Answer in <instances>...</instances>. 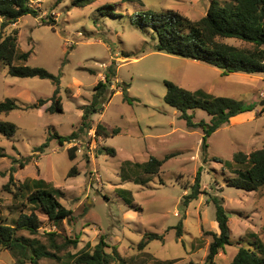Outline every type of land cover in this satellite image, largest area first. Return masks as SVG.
<instances>
[{
  "label": "rangeland",
  "instance_id": "rangeland-1",
  "mask_svg": "<svg viewBox=\"0 0 264 264\" xmlns=\"http://www.w3.org/2000/svg\"><path fill=\"white\" fill-rule=\"evenodd\" d=\"M30 2L39 15L21 16L3 34L17 29V50L30 52L26 60L15 59L14 64L39 66L59 75L62 111H46L51 101L28 108L53 94L55 84L50 79L13 76L0 64V101L12 98L18 105L0 113V120L18 126L10 137L0 133L4 154L0 156V223L15 225L21 213L35 212L41 220L38 231L30 234L19 229L17 235L35 238L53 255L35 263L27 249H3L0 264H72L70 254L92 250L101 237L116 247L127 264L165 260L203 264L210 233L218 231L213 195L223 199L232 240L215 261L228 264L239 247L264 258V185L247 191L227 184L240 169L233 154L264 147V72L223 75L202 61L154 51L153 30L132 20L136 12L168 8L198 19L210 0H95L84 6L73 5L72 0ZM222 40L251 46L237 38ZM109 66L115 75L102 108L91 115L92 127L62 144L52 139L43 151H36L50 132L68 135L78 128L81 106L90 102L94 84ZM165 80L189 90L205 88L241 99L254 108L214 131L203 153L201 128L187 126L178 109L164 101ZM188 112L195 121L210 119L201 108ZM97 123L119 132L102 138L95 134ZM73 146L75 157L70 159L68 150ZM109 147L113 154L106 151ZM151 156H169L153 174L142 167ZM200 167L204 192L185 206L183 195ZM33 178L59 189L58 200L72 210L58 226L28 201L31 188L23 183L30 184ZM179 222L182 235L178 238ZM146 232L162 234L163 239H152L139 248ZM74 239L76 244L68 241Z\"/></svg>",
  "mask_w": 264,
  "mask_h": 264
},
{
  "label": "trees",
  "instance_id": "trees-1",
  "mask_svg": "<svg viewBox=\"0 0 264 264\" xmlns=\"http://www.w3.org/2000/svg\"><path fill=\"white\" fill-rule=\"evenodd\" d=\"M94 1L72 0V4L84 6ZM262 11H264V0H210L206 13L198 19H191L174 9L168 8L139 11L132 14V20L141 28L153 30L152 38L155 42L152 49L154 51L202 61L218 67L223 75L233 72L259 73L264 72V18L260 20ZM110 13L115 14L114 11ZM26 14L39 15L38 9L32 6L30 0H0V17L2 18L0 22V64L6 65L8 73L13 76H37L50 79L55 84L53 94L48 98H39L28 108H40L46 102L51 101L46 111L61 112L59 75L39 66L14 64L15 59L26 60L30 52L17 50V29H13L6 35L3 34V30L7 26L16 23L21 16ZM223 38H237L251 46L249 48L240 47L223 41ZM114 75V69L109 66L104 78L94 84L90 102L81 106L82 115L77 129L68 135H62L56 131L50 132L46 140L35 150L43 151L52 139H56L62 144L64 141L78 138L83 131L90 129L92 127L91 115L102 108L108 86ZM164 84L166 86L164 101L178 109L179 118L185 120L187 126L201 128L203 153L206 152L208 146L207 139L214 131L229 122L232 116L251 111L254 108V104L246 103L241 99L214 95L201 88L189 90L170 80H165ZM126 88L127 84L123 85V89ZM125 98L129 100L126 94ZM16 107L18 105L12 98H5L0 101V113H7ZM193 108L204 109L210 115L209 121L204 119L195 121L193 115L188 112ZM17 127L11 121L0 120V133L7 137L14 135ZM118 132L119 128L107 130L101 123H97L95 127V134L102 138ZM74 151V146L68 150L70 159L75 157ZM106 151L111 154L114 153V149L110 147L106 148ZM2 155L4 154L0 153V156ZM203 155L205 160V154ZM168 157L159 159L151 156L143 164V170L150 174L157 173ZM233 161L240 169L236 171L235 176L227 179L228 185L247 191H256L264 185V147L254 149L249 153L236 151L233 154ZM21 165L23 166L24 163L21 162ZM72 169H70L69 174H72ZM11 180L12 175H10ZM23 185L31 188L30 194L27 196L28 201L39 208L52 224L58 226L72 214V210L58 200L61 195L60 190L45 180L33 178L30 180V184L26 182ZM200 185L201 167L197 169L189 191L183 195L182 203L185 206L204 192ZM210 200L215 206V221L218 231L210 233L212 239L209 242L203 264H218L215 261V256L224 249L225 245L231 244L232 240L223 199L213 195ZM40 225L41 220L35 212L21 213L15 225L0 223V252L3 249H27L35 263L42 256L53 255L35 238H24L17 235L19 229L35 234ZM53 234V232L48 233L50 236ZM181 235L182 223L179 222L176 225V236L179 238ZM152 239H163V235L156 232H146L139 241L138 247L143 248ZM68 241L73 244L77 243L75 239ZM106 248H110V250L108 251ZM69 258L72 264H127L116 247L109 246L102 237L99 238L92 250L75 252L70 254ZM19 264L22 263L19 262ZM163 264L171 263L165 260ZM228 264H264V258L249 248L239 247Z\"/></svg>",
  "mask_w": 264,
  "mask_h": 264
},
{
  "label": "crops",
  "instance_id": "crops-1",
  "mask_svg": "<svg viewBox=\"0 0 264 264\" xmlns=\"http://www.w3.org/2000/svg\"><path fill=\"white\" fill-rule=\"evenodd\" d=\"M219 71H221L218 67H216ZM103 78H104V76H103ZM202 89V88H201ZM204 90L205 91H207V92H209L208 90H206L205 88H204ZM209 93H211V92H209ZM214 95H216V94H214ZM225 96V95H224ZM243 113V112H242ZM241 116V113H239V114H237V115H235V116H232L231 118H230V122H232V121H235L236 119H238L239 117Z\"/></svg>",
  "mask_w": 264,
  "mask_h": 264
},
{
  "label": "water",
  "instance_id": "water-1",
  "mask_svg": "<svg viewBox=\"0 0 264 264\" xmlns=\"http://www.w3.org/2000/svg\"><path fill=\"white\" fill-rule=\"evenodd\" d=\"M263 18H264V11H262L261 13L260 20H263ZM261 105H264V99L261 101Z\"/></svg>",
  "mask_w": 264,
  "mask_h": 264
}]
</instances>
